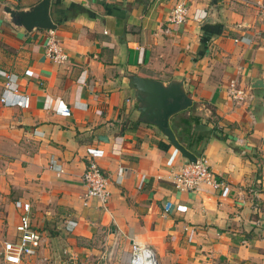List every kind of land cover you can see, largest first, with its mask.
Here are the masks:
<instances>
[{"label":"crops","instance_id":"crops-1","mask_svg":"<svg viewBox=\"0 0 264 264\" xmlns=\"http://www.w3.org/2000/svg\"><path fill=\"white\" fill-rule=\"evenodd\" d=\"M41 2L0 0V96L5 73L29 100L27 109L0 104V193L8 200L0 238H15L14 203L24 202L45 256L80 257L101 238L125 263L136 241L153 250L157 264H264L263 88H253L264 81L258 7L239 0L188 3L190 15L213 7L218 22L201 27L190 19L176 27L166 20L179 0H50L68 56L58 65L44 55V30L11 23L9 12H29ZM128 75L183 82L192 106L169 125L177 139L201 136L193 155L210 161L224 184L220 194L174 188L173 174L189 161L138 119ZM232 80L255 96L248 106L236 108L228 97ZM191 115L202 124L186 131ZM90 149L102 152L97 161L110 194L104 205L84 204Z\"/></svg>","mask_w":264,"mask_h":264},{"label":"built area","instance_id":"built-area-1","mask_svg":"<svg viewBox=\"0 0 264 264\" xmlns=\"http://www.w3.org/2000/svg\"><path fill=\"white\" fill-rule=\"evenodd\" d=\"M206 0H179L170 11L166 23L168 26H182L188 20H193L196 24H201L207 17V10H196L190 15V6L194 2L200 3ZM246 6H256L261 15H264V5L252 0H239ZM189 3V4H188ZM46 32V42L44 55L53 64H64L68 60L55 30ZM168 32V28L166 30ZM237 42V41H236ZM5 79L4 89L0 96V104L4 107H21L27 109L29 100L26 96L20 95L16 77L1 73ZM227 95L236 108L248 106L253 102L255 96L239 87L237 80H232L228 84ZM262 107L264 108V88L262 94ZM89 159L83 172L82 181L85 188L84 204L88 200L96 199L104 205L109 198L108 179L99 166L97 159L102 156V152L96 149L88 151ZM264 160V156H263ZM196 163L189 162L173 174L171 184L180 192L195 193L202 187L214 192H221L224 184L217 180L212 172L210 161L205 157L196 159ZM48 168L55 172L57 176L63 173V169L56 164H49ZM123 169L118 170V177H122ZM256 192H253L255 194ZM14 206L19 212L18 223L15 226L16 236L13 240H5L1 244L0 256L3 264H31L37 260L42 244L41 236L32 227L30 221V204L15 202ZM189 228H185L187 231ZM193 232L190 231L189 240ZM70 258L69 260H73ZM37 262V261H36ZM128 264H157L153 250L141 245L136 241L131 244V256Z\"/></svg>","mask_w":264,"mask_h":264},{"label":"water","instance_id":"water-1","mask_svg":"<svg viewBox=\"0 0 264 264\" xmlns=\"http://www.w3.org/2000/svg\"><path fill=\"white\" fill-rule=\"evenodd\" d=\"M49 3L50 0H42L29 12L22 11L18 14L9 12L11 23L17 27H23L26 31L56 30L57 26L49 16ZM213 4L216 5V2L213 1ZM216 15L217 12L211 7L201 27L217 23ZM127 81L129 88L134 92V100L138 104V119L155 126L184 159L196 163V157L178 141L169 125L170 117L192 106V99L187 95L183 82L172 80L164 84L158 80L137 75H128ZM253 88H264V81H256Z\"/></svg>","mask_w":264,"mask_h":264},{"label":"rangeland","instance_id":"rangeland-1","mask_svg":"<svg viewBox=\"0 0 264 264\" xmlns=\"http://www.w3.org/2000/svg\"><path fill=\"white\" fill-rule=\"evenodd\" d=\"M7 196L0 193V231L7 229L5 215V205L8 203ZM3 215V217H1ZM7 235L0 238V243L5 240ZM2 244V243H1ZM0 244V248H1ZM93 249L90 253H84L82 256H72L63 254H49L45 256L39 253L37 260L31 264H128L123 262V257L112 253L111 248L107 244L106 240L98 238L94 243H90L88 246ZM71 257H75L73 260H69ZM37 261V262H36Z\"/></svg>","mask_w":264,"mask_h":264},{"label":"trees","instance_id":"trees-1","mask_svg":"<svg viewBox=\"0 0 264 264\" xmlns=\"http://www.w3.org/2000/svg\"><path fill=\"white\" fill-rule=\"evenodd\" d=\"M184 124L186 126V131L189 130H195L197 129L199 126H201V121L199 118L197 117H193L192 115L189 117V119L184 120ZM214 134V133H213ZM216 138L223 140V137H221L219 134H215ZM178 141L189 151L192 152V154L197 156V146L200 144L201 141V136H199L195 141H190L187 140L185 138H178Z\"/></svg>","mask_w":264,"mask_h":264}]
</instances>
